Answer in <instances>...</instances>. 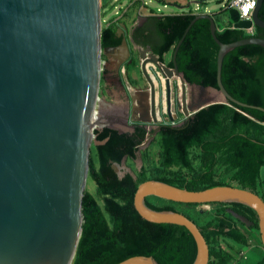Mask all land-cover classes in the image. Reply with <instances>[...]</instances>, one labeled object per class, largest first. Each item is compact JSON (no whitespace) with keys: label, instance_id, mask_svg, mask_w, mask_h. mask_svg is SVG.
<instances>
[{"label":"water","instance_id":"obj_1","mask_svg":"<svg viewBox=\"0 0 264 264\" xmlns=\"http://www.w3.org/2000/svg\"><path fill=\"white\" fill-rule=\"evenodd\" d=\"M220 4L223 11L228 10L234 28H248L253 22L264 28V20L259 16L263 0H257L253 20L240 19L238 9L227 7V2ZM203 17L210 18L211 33L219 45L218 88L187 82L177 64L185 36L195 21ZM138 18L146 19L143 15ZM217 29L211 13L196 14L174 50L171 67L160 60L151 46L136 45L132 36L123 35V30L118 34L123 35L120 45L103 47L101 0H0V264H73L83 231V199L92 146L99 144L94 130L108 126L125 132L107 124L108 116L101 107V82L107 67L104 56L119 58L116 64L120 70L130 59L131 44L139 52L140 69L148 87L128 91L132 111L130 118V112L124 117L126 125L131 119L139 122L131 124L132 128L140 126L148 131L138 152L166 124L160 123L159 92L148 69L150 62L157 65L166 79L167 109L163 107V112L171 121L176 96L184 120L215 103L232 100L248 105L224 86L223 60L240 45L264 47V37L223 42ZM175 75L181 77L182 86L177 95L171 85ZM184 120L172 124L181 125ZM113 166L116 169V163ZM151 195L184 203L249 205L259 216L264 246V199L259 194L233 185L189 190L155 179L140 183L135 194L136 209L149 221L187 227L198 247L192 264L210 262L205 236L184 213L148 206L146 198ZM117 264L159 262L153 256L134 255Z\"/></svg>","mask_w":264,"mask_h":264},{"label":"trees","instance_id":"obj_2","mask_svg":"<svg viewBox=\"0 0 264 264\" xmlns=\"http://www.w3.org/2000/svg\"><path fill=\"white\" fill-rule=\"evenodd\" d=\"M108 5V0H101L102 16ZM140 5L139 0L132 2L118 23L109 22L102 27L103 47L121 44L119 24L133 23ZM195 16L194 13L152 15L157 38L152 43L141 41L134 33L135 43L142 47L151 45L160 60L172 67L174 50ZM259 16L264 20V0ZM216 34L223 42L249 37L243 29L234 28L231 21L218 28ZM253 36L264 37V28L257 27ZM218 52L210 18L196 20L177 53L178 67L187 82L218 88ZM168 53L171 58L166 62ZM137 61L135 56L126 65L131 84L137 83L129 72ZM222 82L232 96L248 105L228 100L197 111L181 125L164 124L156 138L159 165L149 166L150 156L145 149L144 163L136 170V176L130 172L121 176L113 165L121 164L125 158H137L140 145L147 138L146 128L136 126L133 131L120 132L104 126L94 130L99 144L94 145L95 154H91L89 179L95 183L96 192L85 191L83 231L73 264H117L134 255L153 256L159 264L195 261L198 247L187 227L149 221L136 209V191L146 180H161L189 190L233 185L264 199V47L245 44L230 50L223 60ZM152 197L158 201L147 197L146 203L151 208L184 213L198 225L209 244L210 263L229 264L240 248L248 246L251 230L258 238L255 254L239 264H264L259 216L249 205L210 202L207 204L211 209H203L201 205L205 203ZM235 243L241 246L236 247Z\"/></svg>","mask_w":264,"mask_h":264},{"label":"rangeland","instance_id":"obj_3","mask_svg":"<svg viewBox=\"0 0 264 264\" xmlns=\"http://www.w3.org/2000/svg\"><path fill=\"white\" fill-rule=\"evenodd\" d=\"M134 1H136V0H108L109 8H108V10L105 9L104 12H103L102 27L105 26L109 22L118 23L120 21V17L123 14L124 10L126 8H128V6L131 5L132 2H134ZM139 1L141 2V5L139 7V14H145V13L149 14V13H153V12L155 14H158V15L171 14L172 12L180 11L181 9H179V6L186 5L184 10H187V11L198 10L199 12H203V13H205V12L206 13H215V15L217 17L216 21L219 24V26L221 27L222 26V22H221L220 16H218V15H221V14H217V12L218 13L220 12V7L219 6H221V4L218 3V2L222 1V3H225L228 0H200L202 3H199V4L195 3L194 2L195 0H160V1L159 0H139ZM144 2H146V4H144ZM166 3H170V4H166ZM174 3L176 5H178V6L174 5ZM225 15L228 16V11H227V13ZM119 27L120 28L123 27L122 23L119 24ZM170 58H171V54L170 53L165 55L166 62H168L170 60ZM137 59H138L137 65L136 66H132L131 65L129 72H130V76L132 77V80H136L138 82V81H141V80L143 81L145 79V77H144V75L142 73V70L140 69V59L139 58H137ZM104 60H107V63H109L108 59H104ZM123 68L124 69L122 70L121 75H122L123 80L125 81V85L127 86V88L129 90L130 89L131 90L135 89V87L131 84V81H130L131 79L129 78V75H128V72L126 70V67L124 66ZM149 69L151 70V73H154V75L156 76V78L158 80L157 91L159 92V95L161 97L160 98L161 102L159 104V107H160V115L162 117L161 120H160V123H167V124L171 123L172 124L173 122H175V123L182 122L184 120V114L178 108V104H177L178 97L177 96L175 97V99L173 101V108L175 110L173 109L172 113H173V116H174V120L171 121V119L169 118L167 112H163L164 105L162 104V100H163V94H164L165 88L163 87L162 78H165V77L162 75V73L159 70V68L157 67V65H155V64L151 65ZM110 70L112 71L113 69H110ZM103 73L105 74V72H103ZM174 77L175 76L172 77L171 85L173 87V91L177 95L179 92L181 93V87L182 86H181V83H180V88H179L177 80ZM101 86L102 87H101V90H100V98H101L100 103H101V107L104 109V111H106V114L108 116V118L106 119L107 124H109L111 126H114V127H118V128H120V129H122L124 131H133V128L131 127V119H129V125H126L122 121H116V120L109 119L110 118L109 116L111 115L110 111L112 110V105H115V104L119 105L121 103L122 99L118 97L117 92L113 93L111 95L105 94V92L102 93V89L104 88V78L102 79ZM159 87H160V89H159ZM189 90H190V87H189V85H187V91L189 92ZM116 115H118L120 117L124 116V114L120 113V112H116L114 114V116H116ZM130 116H131V112L129 114V118H130ZM99 128H101V127H99ZM157 135L158 134H155L154 137L151 138L150 142L145 146V148L141 149L140 152H137V158L136 159L131 160V159L125 158L121 164H117L116 163V169H117V171H118V173L120 175H123L126 172H130L134 176H136V170L139 169L144 163L143 156H142V151L145 150V149H148V153H149V156H150V163H148L149 166L154 168V167L159 165V163H158V159H159V144H158V140L156 139ZM150 137H151V134L148 135L149 139H150ZM94 145L95 144H93V146H92L93 147V150H92L93 154H95V146ZM263 172H264V168H263ZM86 189H88V190H90V191L95 193L96 192L95 183L92 180L88 179ZM148 197L152 201H158V199H156L155 197H152V195L148 196ZM205 207L206 206L204 205V208ZM209 207H211V206H209ZM201 208H203V207H201ZM241 219L244 222H246L245 218H241ZM249 234L251 235L250 238H252L253 241L258 245V243H257L258 238L255 236L256 233L254 231L250 230ZM235 246L236 247H240L241 245L239 246V245H237L235 243ZM255 249H256V247H254L250 251L249 256L255 254Z\"/></svg>","mask_w":264,"mask_h":264},{"label":"flooded vegetation","instance_id":"obj_4","mask_svg":"<svg viewBox=\"0 0 264 264\" xmlns=\"http://www.w3.org/2000/svg\"><path fill=\"white\" fill-rule=\"evenodd\" d=\"M220 11H222V13L223 12L227 13L228 10L225 9V11H223V7H221ZM140 15H143V14H138V16ZM152 15H158V14L153 13L151 15H147L146 19L144 20L137 17V19L133 23H131L129 26L125 25V27L123 26L122 28H119L118 34L121 32L119 30H123V35L126 34L127 36L133 37V34L135 33L136 37L141 41H148L151 43L154 42L155 39L157 38V34H156V22L155 20L150 18V16ZM149 46L151 45H148L146 47H149ZM130 47H131V55L129 57L130 59L127 60V62L123 65V67L124 66L126 67V65L130 63L135 56L139 58V52L135 49L134 44H131ZM146 47H143V48H146ZM120 56L121 54L118 55V57ZM111 58H113V60L110 63V65L111 67L113 66L112 68L113 70L110 71L108 75H105L103 77L104 78V88L102 89V93L105 92V94L111 95L117 92L118 97L121 98L122 101L119 105L117 104L112 105V110L110 111L111 115L109 117L111 120L122 121L124 123L125 121L124 117L127 115V113L132 111V99L128 97L129 89L125 85V81L123 80L122 75H121L122 70L124 68L121 67L120 70L117 69L116 63L118 62L119 58H114V57H111ZM132 85L135 88H147L148 82L146 79H144L143 81L142 80L138 81L136 84H132ZM147 102L149 103V101ZM177 104H178V99H177ZM116 112L123 113L124 116L123 117H120L118 115L114 116ZM131 124H139V122H132L131 120ZM135 128H133V130Z\"/></svg>","mask_w":264,"mask_h":264},{"label":"built area","instance_id":"obj_5","mask_svg":"<svg viewBox=\"0 0 264 264\" xmlns=\"http://www.w3.org/2000/svg\"><path fill=\"white\" fill-rule=\"evenodd\" d=\"M257 0H228L227 7H236L240 14V19H247L253 20V12L256 7ZM109 7V6H108ZM107 7V8H108ZM106 8V9H107ZM257 26L255 23H252V26L248 28H243V30L250 36H253L256 32ZM204 205L206 206L204 208ZM211 205L205 203L201 207L204 209H211L209 207ZM256 243L253 241L252 238L249 239L248 246L240 248L238 252L235 253V258L229 264H239L249 258L250 251L256 247ZM209 264H217V263H210Z\"/></svg>","mask_w":264,"mask_h":264},{"label":"crops","instance_id":"obj_6","mask_svg":"<svg viewBox=\"0 0 264 264\" xmlns=\"http://www.w3.org/2000/svg\"><path fill=\"white\" fill-rule=\"evenodd\" d=\"M193 2V1H192ZM144 4H146V2H144ZM186 7V5H183V7H179V9H181L180 11H176V12H172V13H194V14H199V13H203V12H199L198 10H191V11H187V10H184V8ZM220 8L222 7V5L221 6H219ZM109 8V7H108ZM108 8H107V10H108ZM206 13V12H205ZM151 14H153V13H149V14H143V16H145V17H147V15H151ZM212 15H213V17L215 18V20H216V15H215V13H211ZM217 14H220V12L218 13L217 12ZM218 16H220V19H221V22H222V26L220 27L219 26V24L217 23V21H216V23H217V27L218 28H222L223 27V25H225V24H227L230 20L228 19V16H226V15H218ZM233 24V23H232ZM108 59V58H107ZM109 60V63H107V67H105L106 68V72H105V75H108L109 73H110V69H112L113 68V66L111 67V65H110V63L112 62V60H113V58H109L108 59ZM264 168V167H263ZM262 171H263V169H262ZM263 179H264V172H263Z\"/></svg>","mask_w":264,"mask_h":264},{"label":"bare ground","instance_id":"obj_7","mask_svg":"<svg viewBox=\"0 0 264 264\" xmlns=\"http://www.w3.org/2000/svg\"><path fill=\"white\" fill-rule=\"evenodd\" d=\"M151 65H154L153 63H149L148 64V69L150 68V66ZM154 69V68H153ZM158 70V69H157ZM149 72L151 73V70L149 69ZM156 72V71H155ZM157 75V74H156ZM151 76H152V79L154 80V83L156 84V86H158V80H157V78H156V76L154 75V73H151ZM174 78H176V80H177V83H178V86H179V88H180V83H181V80H180V78H179V76H176L175 75V77ZM171 81H172V78H171ZM162 82H163V87L165 88V91H164V95H163V105H164V108L165 109H167V103H166V79L165 78H162ZM159 89H160V87H159ZM160 95H159V97H158V99H159V104H160ZM172 110H173V108H172ZM175 110V109H174ZM176 114V113H175ZM162 118V117H161Z\"/></svg>","mask_w":264,"mask_h":264}]
</instances>
